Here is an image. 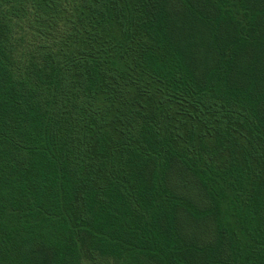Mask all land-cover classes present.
Listing matches in <instances>:
<instances>
[{
  "label": "trees",
  "instance_id": "16d2710c",
  "mask_svg": "<svg viewBox=\"0 0 264 264\" xmlns=\"http://www.w3.org/2000/svg\"><path fill=\"white\" fill-rule=\"evenodd\" d=\"M73 2L46 101L0 62V264H264V7L184 0L196 74L154 0Z\"/></svg>",
  "mask_w": 264,
  "mask_h": 264
},
{
  "label": "rangeland",
  "instance_id": "374dc122",
  "mask_svg": "<svg viewBox=\"0 0 264 264\" xmlns=\"http://www.w3.org/2000/svg\"><path fill=\"white\" fill-rule=\"evenodd\" d=\"M73 1L54 2L58 9L56 11L59 12L48 19L37 12L35 7L26 5L25 0H20V3L0 0V31L1 28L7 30L5 34L7 37L0 42L3 49L0 48V62L8 65L19 79L35 86L43 101L49 97L51 79L65 62L67 49H64V45L60 42L67 35L66 25L70 23H67L63 13L67 15L77 7ZM203 1L219 5L228 13H232L230 12L232 10L233 15L238 18H243L253 9L264 7V0H236L235 8L228 5V0ZM154 2L157 6L164 8L167 13L172 28V44L179 50L190 44L195 46L194 72L203 74L215 69L219 63L220 54L213 44V35L198 30L189 17L184 0H154ZM20 9H24L25 12H21ZM81 33L78 39L82 37L83 29ZM77 56L82 55L77 54ZM186 193L196 197L190 191ZM204 228L200 226L194 232L196 240L206 234Z\"/></svg>",
  "mask_w": 264,
  "mask_h": 264
}]
</instances>
